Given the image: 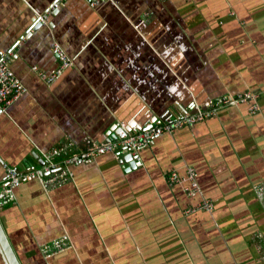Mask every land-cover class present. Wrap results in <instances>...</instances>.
<instances>
[{"label": "crops", "instance_id": "1", "mask_svg": "<svg viewBox=\"0 0 264 264\" xmlns=\"http://www.w3.org/2000/svg\"><path fill=\"white\" fill-rule=\"evenodd\" d=\"M0 0V55L27 87L0 115L4 164L39 168L126 132L212 102L258 91L261 111L222 105L206 119L157 136L130 154L108 152L68 166L74 178L46 191L38 178L16 187L0 221L21 264H264V1ZM47 21L35 28L37 17ZM73 59L52 84L33 70ZM43 160V159H42ZM197 171L202 194L170 185L172 169ZM203 197L211 212L197 210ZM197 211H192V210ZM71 247L47 257L44 244ZM0 264H7L0 248Z\"/></svg>", "mask_w": 264, "mask_h": 264}, {"label": "built area", "instance_id": "2", "mask_svg": "<svg viewBox=\"0 0 264 264\" xmlns=\"http://www.w3.org/2000/svg\"><path fill=\"white\" fill-rule=\"evenodd\" d=\"M63 0H56L47 13L56 12L60 6V2ZM89 6L92 8H100L107 2L113 0H86ZM264 1V0H263ZM37 20L44 23L47 21V15L44 13L37 17ZM53 50L59 59V66L51 73L46 70L33 66V70L37 71L39 76L47 84H52L63 73L66 68L73 65V59L62 46L61 43L55 42ZM13 60V54L11 52H3L0 55V115L7 111V109L23 94L27 92L26 85L22 82L19 76L15 73L11 66ZM258 91L246 90L238 96L225 98L212 102L205 110L199 109L197 113H183L176 117H169L159 122H156L154 126L143 129H136L134 132H126L116 139H110L106 142L97 144L93 149L83 151L67 157L63 161L55 160L56 154L59 150H53L52 152H45L42 156L43 163L39 168H33L31 170L22 171L17 166L4 164L6 179L3 184L0 185V206L14 202L16 200V187L21 184L23 180L27 178H38L46 191L59 187L64 183L74 178L71 169H68L73 163L78 162H93L98 155H102L108 152H112L116 157L121 156L122 153L128 152L130 154L129 168L144 166V159L141 155V150L148 147L157 136H161L165 133H173L174 130L185 127L193 126L197 122H200L215 112L220 106H230L236 104H249V110L252 113L261 111V105L259 103ZM168 183L170 185H179L182 190L188 196H195L202 194L201 186L197 177V171L192 166H186L185 173H181L179 169H172L168 176ZM256 193L259 197L261 204L264 208V186L257 185ZM197 210H205L211 212L214 210V202L206 197H203L200 204L196 207ZM192 210V211H197ZM42 249L47 257H51L58 252L71 247L68 237H60L44 244ZM231 264H238L233 262Z\"/></svg>", "mask_w": 264, "mask_h": 264}, {"label": "water", "instance_id": "3", "mask_svg": "<svg viewBox=\"0 0 264 264\" xmlns=\"http://www.w3.org/2000/svg\"><path fill=\"white\" fill-rule=\"evenodd\" d=\"M36 21V26L35 28H38L39 26L42 25V22L35 20ZM156 124V122L154 121V123L152 124V126H154ZM146 129V128H143ZM110 140V138H109ZM35 158L38 159V161L42 164L43 160L39 159V155L35 153ZM133 161L130 162L131 165ZM0 248L2 249V252L5 256V261L7 262V264H21L20 261L18 260L15 251L10 243V240L4 230V227L0 221Z\"/></svg>", "mask_w": 264, "mask_h": 264}]
</instances>
